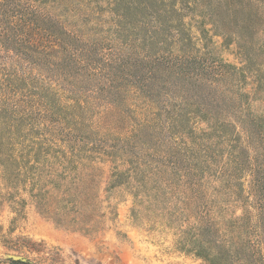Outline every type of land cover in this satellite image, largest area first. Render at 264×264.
<instances>
[{
  "label": "rangeland",
  "instance_id": "1",
  "mask_svg": "<svg viewBox=\"0 0 264 264\" xmlns=\"http://www.w3.org/2000/svg\"><path fill=\"white\" fill-rule=\"evenodd\" d=\"M155 1L0 0V264H224L264 230V0Z\"/></svg>",
  "mask_w": 264,
  "mask_h": 264
},
{
  "label": "trees",
  "instance_id": "2",
  "mask_svg": "<svg viewBox=\"0 0 264 264\" xmlns=\"http://www.w3.org/2000/svg\"><path fill=\"white\" fill-rule=\"evenodd\" d=\"M113 1H114L113 6L115 8L122 5V3H124L125 5L127 4L126 5L127 7L130 6V3H126V1H128V0H113ZM150 1L154 2L155 0H150ZM155 2H158V1L156 0ZM160 2H161V4L165 5L164 2H162V1H160ZM154 6L155 5H153L152 7L146 6L145 9L147 10L148 7L149 8L151 7L152 9H154ZM136 9H138L137 6H136ZM154 13L158 14V16H159L158 12H154ZM162 25H164V24L160 23V28L157 26L156 29L154 30L155 35L151 36V41H150L151 44L152 43H155V44L163 43L162 41L161 42L158 41L159 40L158 36H161L165 32V29L162 27ZM176 32L181 33L180 31H176ZM174 58H175V60L177 59V64H176V62L171 61V62H169L170 64H168L169 68H170V66L172 67L175 65L177 67V65L178 66L181 65V63H183V61H185L186 64H189L190 62L195 61V58L190 57V56L181 57V58L174 57ZM201 64H203V63H201ZM203 67H205V65H203ZM153 70H154V72H158L154 68H153ZM179 70L180 71L175 72V73L177 74L179 79H181V78H183L182 76L186 73V71L183 72L181 69H179ZM150 76H152L151 78L156 79V74L150 72ZM181 84L177 85V84L173 83L171 85V88H169V91H174L175 93L182 94L183 88H180ZM164 87H166V86H164ZM184 92H186V90H184ZM220 138H222V140L225 141L224 140L225 136H221ZM248 139H250V138L248 137ZM228 141L230 142V139H228ZM244 152H246L245 147L243 145H241V143H240V145H236V146L229 144V150L227 152L228 161L225 162L223 165H221L220 163L218 164L217 175H219L220 177H223V178H227L232 182L236 178L235 176L238 173H240L243 169V162H244L243 159L245 158ZM205 153H207L206 150H204V155H205ZM219 153H220V150H218L217 152H213L212 155L214 157H219ZM206 157H209V155L207 154ZM205 161L207 162V159ZM254 173L256 175H261L262 174L261 167L256 168ZM234 187H236V185H234ZM227 189H231V185H229L227 187ZM257 209L263 210V201L261 203L258 202ZM255 218H256V216H255ZM260 219H261V217L257 216V218H256L257 223L255 224L254 227L251 228V232L248 233L249 239H241V237H239L238 242L234 241L233 239L230 240L232 246H234L233 251H231L232 253L230 254V253H227L224 251L219 252L218 260L222 261V263H224V264H245V263H247V264H264V230H261L262 220L260 221ZM243 220L245 221V218H243ZM244 221H243L244 224L247 223ZM234 222H235L234 228L235 227L236 228L243 227V225L242 226L239 225L238 221H234ZM207 232H208L207 230L203 231L202 236L207 237ZM18 261H22V260H18Z\"/></svg>",
  "mask_w": 264,
  "mask_h": 264
}]
</instances>
